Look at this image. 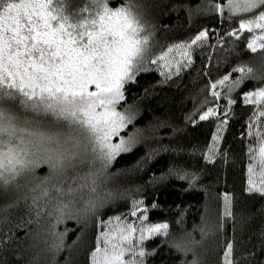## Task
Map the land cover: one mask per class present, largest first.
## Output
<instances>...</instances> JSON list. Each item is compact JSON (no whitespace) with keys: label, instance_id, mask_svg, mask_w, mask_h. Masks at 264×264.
Here are the masks:
<instances>
[{"label":"snow or ice","instance_id":"1","mask_svg":"<svg viewBox=\"0 0 264 264\" xmlns=\"http://www.w3.org/2000/svg\"><path fill=\"white\" fill-rule=\"evenodd\" d=\"M141 7L133 0L116 6L109 0H92L90 5L79 7L70 0H0V211L7 212L30 197L39 215L40 201L47 206L55 199L52 207L58 220L72 211L80 223L79 216L94 214L110 197L108 189H103V194L100 191L101 178L107 179L106 169L118 154L137 143L136 131L121 135L136 114L131 106L123 110L118 106L125 98V83L135 79L142 65L152 63L162 65V72L166 68V75L179 73L192 63L193 48L205 45L209 36V29L203 27L189 39L150 55L153 25L146 22ZM185 7L191 19L193 7ZM195 12L219 13L221 17L227 13L229 20L240 17L238 26L229 28L225 35L239 38L249 30L245 47L262 56L256 67L242 61L217 79L209 78L206 88L213 100L228 99L223 113L217 103L201 101L207 107L198 118L217 119L209 151L205 152L208 160L215 158L211 150L218 147L219 134L235 103L232 93L248 78L264 80V0H206L195 6ZM216 41L225 43L219 35ZM230 51L239 49L233 44ZM233 70L240 75L232 78ZM242 96L246 104L256 106L248 118V136L255 143L247 147L245 190L264 194V84L244 91ZM40 165L48 166L42 176L36 173ZM26 177L30 183H22ZM191 180H196L195 173ZM230 196L224 193L227 216L233 215ZM79 201L80 207H74ZM137 203L145 209L139 227L119 216L112 227L97 219L103 231L97 233L90 264H146V258L157 251L146 248L144 242L157 233H168V222L144 223L146 206L142 200H134L133 213ZM52 231V248L58 252L66 246L65 233L55 228ZM200 234L202 238L207 235L203 225ZM188 237L169 243L193 254L184 264H202L195 248L190 247L201 241L195 240L191 231ZM239 259L234 239H226L222 264H239Z\"/></svg>","mask_w":264,"mask_h":264},{"label":"trees","instance_id":"2","mask_svg":"<svg viewBox=\"0 0 264 264\" xmlns=\"http://www.w3.org/2000/svg\"><path fill=\"white\" fill-rule=\"evenodd\" d=\"M70 2L79 7L90 5L92 0ZM109 2L116 6L123 0ZM133 2L142 6L144 19L153 25L150 55L171 43L189 39L203 27L209 29L208 42L193 48L192 63L179 73L166 75V68L162 72V65L152 63L142 65L135 79L125 83V98L118 106L121 110L131 106L136 114L121 132L126 135L136 131L137 143L108 165L107 179L101 178L100 191L103 194L106 188L111 195L94 214L87 218L79 216L80 223H77L78 214L66 211L58 220L52 207L54 199L47 206L41 200L42 210L37 215L30 197L7 212L0 211V264H90L97 233L103 231L97 226V219L107 221L109 217L119 216L139 227L145 209L137 203V211L133 213L134 200H142L146 206L144 223L168 222V233L160 232L145 240L146 248L157 249L146 258V264H184L185 260H191V252L177 250L169 243L188 239L189 231L195 240L201 241L190 247L195 248L202 264H222L226 239H234L239 264H264V235L261 234L264 232V194L245 190L247 147L255 143L248 136V118L256 106L246 104L242 96L244 91L264 84V80L248 78L232 93L235 103L230 106L227 125L219 134L218 147L211 150L214 159L206 160L205 152L209 151L217 119L198 118L199 112L207 107L201 101L217 103L220 113L227 105V96L213 100L206 88L209 78L217 79L238 62L260 65L259 51L252 53L245 47L251 33L246 29L239 38L225 35L229 28L238 26L240 17L229 20L227 13L221 17L219 13L195 12V6L206 0ZM185 5L193 7L191 19ZM217 35L225 40L223 45L216 41ZM233 44L239 51H230ZM231 75L235 78L240 73L233 70ZM191 119L197 122L192 124ZM47 172V165L36 169L41 176ZM192 173L196 174L195 181L191 180ZM30 182L28 177L22 181ZM224 193L231 194L232 216L224 215ZM81 203L74 207L79 208ZM201 225L207 231L203 238ZM53 228L65 233L66 246L58 252L52 248Z\"/></svg>","mask_w":264,"mask_h":264},{"label":"rangeland","instance_id":"3","mask_svg":"<svg viewBox=\"0 0 264 264\" xmlns=\"http://www.w3.org/2000/svg\"><path fill=\"white\" fill-rule=\"evenodd\" d=\"M123 130V129H122ZM121 130V131H122ZM121 135H123L122 134V132H121ZM128 134H126V135H124V136H127ZM113 139L114 140H116V139H118V137H113ZM107 222H108V226L109 227H112L113 225H115V223H116V217H113V219L111 220V221H109V220H107Z\"/></svg>","mask_w":264,"mask_h":264}]
</instances>
